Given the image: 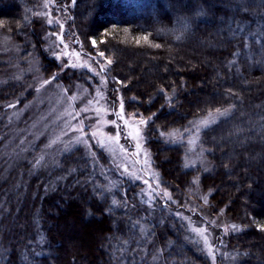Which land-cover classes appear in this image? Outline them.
<instances>
[{
    "label": "trees",
    "instance_id": "1",
    "mask_svg": "<svg viewBox=\"0 0 264 264\" xmlns=\"http://www.w3.org/2000/svg\"><path fill=\"white\" fill-rule=\"evenodd\" d=\"M37 3L0 0V30L5 29V21L15 29V38L21 36L35 20ZM69 9L61 36L66 45L78 54L91 52L93 57L97 56L92 51L98 49L109 58L107 68L99 69L109 89L115 90L120 83L126 111L151 117L147 146L161 186L176 208H184L189 200L184 189L190 184L192 170L181 165L182 148L162 141L159 130L182 127L197 113L231 108L202 134L213 171L201 175L200 184L205 190L211 184L214 190L209 198L213 201L217 196V207L227 206V215L245 226L225 238L219 232L223 228L216 227L214 247L225 239L245 256L238 264H264V6L258 0H245L242 7L234 0H76ZM237 24L245 26L244 34L233 38L229 25L235 29ZM81 152L75 150L61 160L62 172L74 168L76 161L81 163L62 178L61 185L34 198L28 211L27 197L20 199L16 215L11 216L14 222L0 231V264H80L82 257L88 264H117V259L123 264H145L149 262L147 252H154L155 244L166 238L179 240L172 216L175 226L168 222L159 226L158 219L152 220L154 241L152 237L148 242L150 232L148 239L138 237V227L131 219L136 205L141 210L144 205L134 199L131 186L125 190L126 196L115 194L118 203L114 208L101 181L97 188L102 196H92L83 208L76 200L65 199L60 213L49 212L60 193L90 195L89 182L100 179ZM221 186L232 192L227 205L222 204ZM127 202L133 203L132 208L128 209ZM161 204L163 209L165 200ZM194 212L203 219L199 209ZM9 214V210L0 213V227L7 226L3 216L8 221ZM69 219L82 226L96 222L85 227L93 240L85 243L70 227ZM128 231L134 238L126 239ZM105 246L122 250L109 260ZM140 246L146 251H137ZM177 248L170 245L162 252V260L152 264H179L173 259ZM183 248L185 264H210L209 258L191 246ZM213 256L216 264H225L215 251ZM100 257L106 263L97 262Z\"/></svg>",
    "mask_w": 264,
    "mask_h": 264
},
{
    "label": "rangeland",
    "instance_id": "2",
    "mask_svg": "<svg viewBox=\"0 0 264 264\" xmlns=\"http://www.w3.org/2000/svg\"><path fill=\"white\" fill-rule=\"evenodd\" d=\"M6 1L1 0L3 3ZM74 3L76 0H38L35 20L21 36L15 38V29L5 21V29L0 30V93L4 94L0 98V213L8 210L11 213L8 221L3 216V223L7 222V226H1L0 231L12 225L11 220L14 222L11 216L16 215L15 209L22 197L28 199L25 207L28 211L36 197L54 190L58 184H62V178L79 167L77 163L81 162L76 161L72 169L63 172L59 169L66 155L79 150L100 179L95 181L90 177V195L60 193L53 201L57 208H48L54 216L60 213L59 207L64 205L65 199L76 200L83 208L92 196L101 197L102 191L97 188L101 181V189L110 195L112 208L115 207L112 201L118 200L115 194L120 192L126 196L125 190L131 186L135 192L132 194L134 199L138 198L139 203L144 205L143 210L136 205L138 207L133 209L134 217L131 219L138 227V237L148 239L154 218L158 219L159 226L166 222L175 226L173 223L176 221L180 232L179 240L166 238L162 244H155L154 252H147L149 262L145 264L161 261L162 252L168 251L172 244L178 245L173 259L179 264L186 261L183 260V255L187 254L183 246H191L201 252L211 260L210 264H216L214 251L225 264H238L239 259L245 256L236 246H229L225 239H221L220 244L214 247L218 232L216 227L223 228L219 232L225 238L242 231L245 226L227 215V206L217 207L214 201L217 196L213 201L209 198L214 190L211 184L208 190L200 184L201 175L213 171L208 150L201 142L202 134L225 116L210 110L191 116L182 127L159 130L158 136L162 141L182 148L181 165L184 169L192 170L190 184L184 189L185 197L189 200L184 203V208H176V202L161 186L147 146V124L151 117L126 111L120 83H116L115 90L109 89L107 78L99 71L100 68H107L109 58L101 56L98 49L92 51L97 57L87 51L86 55L78 54L61 38L67 26L65 15L70 13L69 8H73ZM225 109L231 108H220L221 112ZM204 121H208L207 126L203 124ZM78 139L83 142L78 143ZM41 156V164L34 166ZM42 175L44 179L41 182ZM221 190L222 204L227 205L232 192L223 186ZM6 192L11 194L10 197ZM163 200L166 205L162 209ZM122 202H125L124 198ZM126 204L128 209L133 206V203ZM197 209L203 214V219L194 212ZM67 222L85 243L93 240V234L87 233L85 227L96 222L84 223L85 226L70 219ZM141 227L146 229V233H141ZM197 229L204 230L203 236ZM66 231L71 235L69 229ZM150 233L148 242H152L154 236L153 232ZM125 237L134 238L131 231ZM177 240L181 243L177 244ZM108 246L104 249L109 260L111 254L122 250L117 247L109 249ZM138 248L137 251L141 253L146 251L144 246ZM177 252L182 253L181 260ZM81 260L80 264L89 263L86 257ZM104 260L103 257L96 259L97 262ZM119 260L117 264H123Z\"/></svg>",
    "mask_w": 264,
    "mask_h": 264
},
{
    "label": "snow or ice",
    "instance_id": "3",
    "mask_svg": "<svg viewBox=\"0 0 264 264\" xmlns=\"http://www.w3.org/2000/svg\"><path fill=\"white\" fill-rule=\"evenodd\" d=\"M234 2H235L238 6H241V7L245 5V0H234ZM258 4H259L260 6H264V0H258ZM244 28H245V26H242V25H240V24H237V27H236L235 29H233V28L231 27V25H229V31L232 33V37H233V38H237L238 36L243 35V34H244ZM259 32H260V30L258 29V34H259ZM92 43H93V45H95L96 41H92ZM100 55L103 56V53H100ZM108 63H111V61H108ZM54 78H55V77H54ZM46 83H47V81H46ZM216 111H217V113H219L221 116H227V115H228V112H229L228 109H225L223 112H221L220 109H217ZM122 118H123V117H121V119H122ZM141 123H144V121H141ZM203 124H204L205 126H207V125H208V121H204ZM186 130H187V129H186ZM198 131H199V129H198ZM77 142H78V143H81V142H83V141L80 140V139H78ZM42 160H43V156L39 157V158L36 160L34 166H39V165L41 164V161H42ZM71 171H74V170H71ZM205 202H206V201H205ZM117 203H118V202H117L116 200H113V201H112V204H113V205H116ZM140 231H141V233H146V229H145L144 227H141V228H140ZM196 231H197L200 235L203 236V232H204V230H202V229H197ZM204 239H205V243H207V238L204 237ZM209 251H211V250L209 249Z\"/></svg>",
    "mask_w": 264,
    "mask_h": 264
}]
</instances>
